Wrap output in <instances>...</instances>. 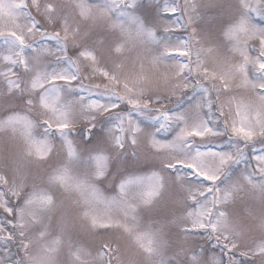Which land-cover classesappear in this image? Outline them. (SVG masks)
I'll return each mask as SVG.
<instances>
[{
    "label": "snow or ice",
    "instance_id": "snow-or-ice-1",
    "mask_svg": "<svg viewBox=\"0 0 264 264\" xmlns=\"http://www.w3.org/2000/svg\"><path fill=\"white\" fill-rule=\"evenodd\" d=\"M0 264H264V0H0Z\"/></svg>",
    "mask_w": 264,
    "mask_h": 264
}]
</instances>
